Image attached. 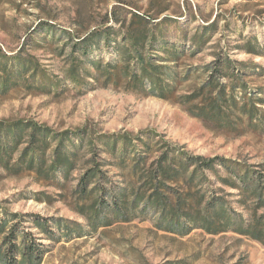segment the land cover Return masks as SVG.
Masks as SVG:
<instances>
[{"label": "trees", "instance_id": "obj_1", "mask_svg": "<svg viewBox=\"0 0 264 264\" xmlns=\"http://www.w3.org/2000/svg\"><path fill=\"white\" fill-rule=\"evenodd\" d=\"M110 16L103 28L78 39L60 36L67 40L59 43L55 35L51 40L43 37L37 46L49 47L61 59L59 73L26 46L12 54L0 48V93L22 89L28 95L60 98L72 89L84 94L99 87H118L187 104L192 115L213 128L236 129L239 101L221 81L223 60L208 69L211 74L201 86L181 94L179 87L190 76H179L162 63L183 57L184 50L170 42L173 31L168 27L174 20L166 15L151 26L144 15L132 14L128 19L127 14L122 17L112 11ZM111 21L116 26L108 25ZM212 27L216 25L193 33L194 45L201 48L207 43ZM182 37L188 33L183 31ZM243 47L255 55L264 53V44L257 39H249ZM104 48H112L109 52L115 56L111 60L94 56ZM242 65L231 68V88L238 86V75L245 71ZM258 101L264 102L261 98ZM241 107L250 123L264 122V112L256 101L246 100ZM112 167L121 182L111 179ZM25 174L60 190L56 196L36 192L40 202L72 197L90 232L105 231L118 221H132L138 211H152L158 215V225L171 232L202 229L216 235L233 231L264 244V165L257 169L239 159L194 154L154 130L109 133L88 125L56 130L32 119L0 120V181ZM233 202L247 216L243 211L235 212ZM28 217L0 201V264L43 262L46 248L25 223L31 221L45 232L49 223L39 216ZM61 224L80 236L84 234L82 224L69 228L68 222L60 220Z\"/></svg>", "mask_w": 264, "mask_h": 264}, {"label": "rangeland", "instance_id": "obj_2", "mask_svg": "<svg viewBox=\"0 0 264 264\" xmlns=\"http://www.w3.org/2000/svg\"><path fill=\"white\" fill-rule=\"evenodd\" d=\"M112 11L122 17L127 14L128 19L132 14L144 15L151 26L166 15L174 20L168 27L173 31L170 42L184 50L183 57L162 63L179 76H190L181 83V94L201 86L211 74L208 69L223 60L221 81L229 85L228 90L235 92L239 101L234 116L238 118L236 129L213 128L192 115L187 104L118 87H99L84 94L72 89L60 98L13 89L0 93V120L32 119L56 130L88 125L99 132L136 134L150 129L194 154L239 159L257 169L264 165V122L250 123L241 107L252 99L264 112V102L258 101L264 100V53L255 55L243 47L249 39L264 44V0H0V48L12 54L26 46L59 73L61 59L49 47L37 44L44 36L51 40V35L56 39H78L103 28ZM213 25L216 27H212L209 41L201 48L194 45L191 35ZM183 31L188 37L181 38ZM109 51L112 48H104L94 56L111 60L115 54ZM241 64L245 71L238 75V86L231 88V68H241ZM109 174L114 182H121L115 167L109 169ZM225 188L239 195L237 190ZM39 191L53 196L60 192L30 174L0 181V201L8 209L28 214V219L39 216L49 223L48 232L31 221L25 223L46 248L41 264H264V244L257 240L233 231L216 235L202 229L171 232L158 225V215L152 211H138L132 221H118L105 231L100 228L90 232L87 219L72 197L40 202L35 198ZM233 208L235 212L243 211L235 202ZM60 220L68 222L69 228L82 224L84 234L80 236L63 224L61 228Z\"/></svg>", "mask_w": 264, "mask_h": 264}]
</instances>
